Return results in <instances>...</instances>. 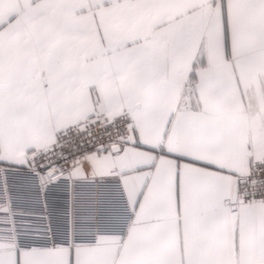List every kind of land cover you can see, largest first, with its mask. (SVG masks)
Wrapping results in <instances>:
<instances>
[{"label": "snow or ice", "instance_id": "6c2138e0", "mask_svg": "<svg viewBox=\"0 0 264 264\" xmlns=\"http://www.w3.org/2000/svg\"><path fill=\"white\" fill-rule=\"evenodd\" d=\"M0 264H264V0H0Z\"/></svg>", "mask_w": 264, "mask_h": 264}]
</instances>
